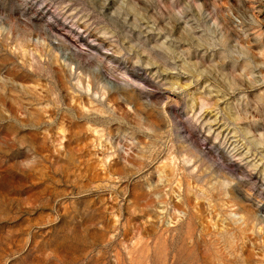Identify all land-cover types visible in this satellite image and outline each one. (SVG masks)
Returning a JSON list of instances; mask_svg holds the SVG:
<instances>
[{
  "label": "rangeland",
  "instance_id": "rangeland-1",
  "mask_svg": "<svg viewBox=\"0 0 264 264\" xmlns=\"http://www.w3.org/2000/svg\"><path fill=\"white\" fill-rule=\"evenodd\" d=\"M0 264H264V0H0Z\"/></svg>",
  "mask_w": 264,
  "mask_h": 264
},
{
  "label": "bare ground",
  "instance_id": "bare-ground-1",
  "mask_svg": "<svg viewBox=\"0 0 264 264\" xmlns=\"http://www.w3.org/2000/svg\"><path fill=\"white\" fill-rule=\"evenodd\" d=\"M248 20V19H247Z\"/></svg>",
  "mask_w": 264,
  "mask_h": 264
}]
</instances>
